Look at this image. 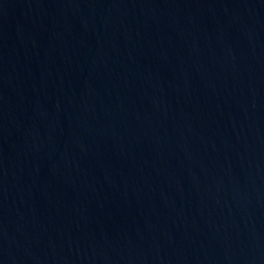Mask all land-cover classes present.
I'll return each instance as SVG.
<instances>
[{"label":"water","instance_id":"water-1","mask_svg":"<svg viewBox=\"0 0 264 264\" xmlns=\"http://www.w3.org/2000/svg\"><path fill=\"white\" fill-rule=\"evenodd\" d=\"M0 264H264V0H0Z\"/></svg>","mask_w":264,"mask_h":264}]
</instances>
